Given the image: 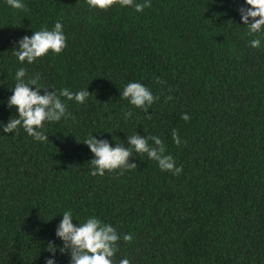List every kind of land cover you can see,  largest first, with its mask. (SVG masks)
I'll return each mask as SVG.
<instances>
[{"label": "trees", "instance_id": "obj_1", "mask_svg": "<svg viewBox=\"0 0 264 264\" xmlns=\"http://www.w3.org/2000/svg\"><path fill=\"white\" fill-rule=\"evenodd\" d=\"M23 3L0 0V264H71L56 235L66 211L76 226L95 216L117 230L113 264H264V31L249 34L245 0H151L143 12ZM57 22L63 52L21 64L19 41ZM21 68L25 83L39 76L42 89L91 94L83 104L61 97L67 114L45 123L46 142L3 131L18 118L7 101ZM130 82L159 98L148 111L121 98ZM136 134L159 137L182 172L133 153L136 169L90 175L87 138L127 147Z\"/></svg>", "mask_w": 264, "mask_h": 264}, {"label": "clouds", "instance_id": "obj_2", "mask_svg": "<svg viewBox=\"0 0 264 264\" xmlns=\"http://www.w3.org/2000/svg\"><path fill=\"white\" fill-rule=\"evenodd\" d=\"M7 4L16 10L26 11L23 0H6ZM248 7L239 9L243 24L248 28L250 35H256L264 31V0H245ZM87 5L92 9L107 11L117 3L121 7H133L136 12H143L145 8L151 7V0H86ZM251 20V22H250ZM66 36L63 32V25L60 22L55 23L52 30L47 27L34 31L33 34L23 37L18 46L13 50V54L23 64L34 63L37 59L48 55L50 52L60 55L66 48ZM261 41L259 38L252 39L250 46L259 48ZM26 72L23 68L16 72L15 84L12 95L7 101L9 108H15L18 111V118L12 117L6 125H3L5 133H14L18 128L23 127L24 131L36 141L46 142L49 137L44 134L42 129L46 122H59L67 114V107L61 97L67 100H74L83 104L91 95L88 90H81L72 93L67 89H61L58 93L42 89L38 85L39 76L32 77L25 83ZM157 83H161L159 78ZM35 88V90H33ZM43 90L44 94H41ZM121 98L128 100L136 108L148 111L155 100L152 92L143 84L138 82L128 83L121 92ZM168 99H172L171 96ZM132 112H126L125 118H130ZM182 119L190 120L188 114H183ZM173 141L177 146L181 145V139L178 131L173 129ZM149 141H152L150 144ZM94 155L90 161L93 177H103L106 172L114 173L120 170L136 169L135 163H130L133 153L147 154L150 160L158 162L161 171L172 172L173 175H179L182 168L175 166V160L171 155L166 154V146L157 136L142 137L139 134L128 136L127 144H116L113 147L107 140L96 139L93 135L84 142ZM73 214L71 211L63 213V219L57 227L56 235L64 242L61 254L70 250L71 264H113V257L118 251V242L121 239L120 234L110 224L102 223L100 219L93 216L76 226L73 223ZM122 239L126 243H131L133 237L131 234H124ZM50 251L55 255V246L50 245ZM46 264H56L55 259L49 258ZM119 264H130L128 259H121Z\"/></svg>", "mask_w": 264, "mask_h": 264}]
</instances>
